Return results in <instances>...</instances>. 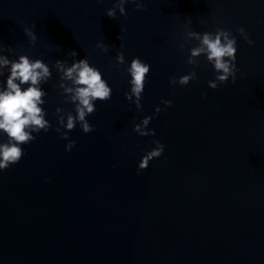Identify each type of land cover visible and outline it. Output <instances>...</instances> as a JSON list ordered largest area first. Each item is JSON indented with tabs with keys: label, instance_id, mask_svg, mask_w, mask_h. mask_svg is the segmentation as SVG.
Wrapping results in <instances>:
<instances>
[{
	"label": "water",
	"instance_id": "obj_1",
	"mask_svg": "<svg viewBox=\"0 0 264 264\" xmlns=\"http://www.w3.org/2000/svg\"><path fill=\"white\" fill-rule=\"evenodd\" d=\"M114 3L0 0L5 51L53 66L43 85L52 127L0 170V264H264V0H143L112 18ZM33 26L35 44L24 32ZM221 27L238 41L235 83L211 88L215 69L201 56L197 78L172 84L195 67L187 58L198 42L186 33ZM121 43L128 62L139 56L151 65L139 110L115 59ZM85 56L113 95L96 101L91 132L77 123L64 139L56 108L74 105L55 87L54 62ZM149 115L156 136H140L134 122ZM68 139L76 141L70 151ZM154 139L165 151L140 171Z\"/></svg>",
	"mask_w": 264,
	"mask_h": 264
},
{
	"label": "clouds",
	"instance_id": "obj_2",
	"mask_svg": "<svg viewBox=\"0 0 264 264\" xmlns=\"http://www.w3.org/2000/svg\"><path fill=\"white\" fill-rule=\"evenodd\" d=\"M132 3L137 9H142L145 5L143 0H115L113 7L107 9L106 15L115 18L117 9L120 14L127 15L126 4ZM125 29H121L124 31ZM239 33L247 42L252 45L255 41L251 38L244 27L239 28ZM24 32L35 44L37 35L33 27H25ZM189 39H194L198 44L190 49L187 63L194 65L192 71L182 75L177 80L173 78L172 84L179 83L188 85L197 78V68L199 67V57L203 56L211 64L216 73L215 79L208 81L211 88H217L221 83L228 82L229 78L235 83L237 73L240 71L237 65L238 41L231 30L218 28L215 32H199L190 30L186 33ZM121 39V37H119ZM97 47L101 51L107 52L109 45L105 42H98ZM123 43L116 55V62L124 66V71L129 74L130 88L125 91L128 101L135 104L136 108H143V94L148 83V76L151 65L141 57L136 56L130 62L126 60ZM183 48L184 44L180 43ZM0 44V170L11 167L18 163L23 155V145L34 141L36 133L47 132L52 127V122L47 118V110L43 107L46 104L45 97L47 91L43 87L52 77V67L42 58H32L26 53L19 54L18 58H12L9 53L15 50ZM58 48L60 46L58 45ZM71 57H76L77 52L71 50L68 53ZM54 67L59 74L58 87L64 95L65 101L74 105V111H65L61 106H57L56 114L58 126L56 131L62 138L69 137V130L74 129L79 123L85 133L91 132L94 125L87 117L92 114L97 107L96 101H106L112 98L113 88L104 77L100 68L90 63L87 56L81 59L68 60L56 59ZM165 106H171V100H162ZM166 111L165 108L156 107L157 114ZM153 116H145L140 122H134V131L140 136H156V129L150 128ZM76 141L67 140L66 149L70 151ZM155 146L151 151H147L138 168L144 171L150 168L151 163L160 157L166 145L159 139H154Z\"/></svg>",
	"mask_w": 264,
	"mask_h": 264
}]
</instances>
